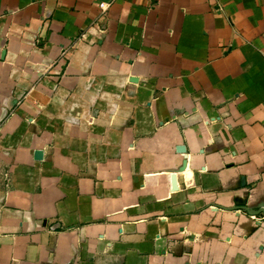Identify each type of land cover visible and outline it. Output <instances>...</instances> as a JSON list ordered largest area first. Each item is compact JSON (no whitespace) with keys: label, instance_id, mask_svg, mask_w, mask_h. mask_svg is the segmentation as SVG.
<instances>
[{"label":"crops","instance_id":"1","mask_svg":"<svg viewBox=\"0 0 264 264\" xmlns=\"http://www.w3.org/2000/svg\"><path fill=\"white\" fill-rule=\"evenodd\" d=\"M262 204L264 0H0V264H264Z\"/></svg>","mask_w":264,"mask_h":264},{"label":"water","instance_id":"2","mask_svg":"<svg viewBox=\"0 0 264 264\" xmlns=\"http://www.w3.org/2000/svg\"><path fill=\"white\" fill-rule=\"evenodd\" d=\"M245 210L249 212L251 215H260L262 214L264 216V204L260 205L256 209H249L248 207H245Z\"/></svg>","mask_w":264,"mask_h":264},{"label":"built area","instance_id":"3","mask_svg":"<svg viewBox=\"0 0 264 264\" xmlns=\"http://www.w3.org/2000/svg\"><path fill=\"white\" fill-rule=\"evenodd\" d=\"M111 4H112V1L100 3L101 13L105 14L106 11L110 8Z\"/></svg>","mask_w":264,"mask_h":264}]
</instances>
